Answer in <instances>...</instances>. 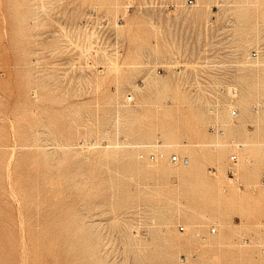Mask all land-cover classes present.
Returning <instances> with one entry per match:
<instances>
[{"label": "rangeland", "instance_id": "1", "mask_svg": "<svg viewBox=\"0 0 264 264\" xmlns=\"http://www.w3.org/2000/svg\"><path fill=\"white\" fill-rule=\"evenodd\" d=\"M215 2L0 0V264H264V0Z\"/></svg>", "mask_w": 264, "mask_h": 264}, {"label": "bare ground", "instance_id": "2", "mask_svg": "<svg viewBox=\"0 0 264 264\" xmlns=\"http://www.w3.org/2000/svg\"><path fill=\"white\" fill-rule=\"evenodd\" d=\"M220 2H222V0H216L215 3L218 4V3H220ZM188 3H189V2H188ZM256 51H257V50H256ZM262 51H264V48H262ZM257 55H258V54H257ZM159 69L162 70L163 67H159V68H158V71H159ZM232 90H234L235 93H232V92H231ZM228 92H229V95H235V94H237V87H236V86H232V87H231V85H230V86H229V91H228ZM128 96H131V95H128ZM128 96L126 97V99L128 98ZM127 100H128V99H127ZM131 100H132V96H131ZM131 100H128V101H131ZM222 105H223V104H222ZM119 110H120V109H119ZM231 111H232V110H231ZM236 111H237V110H236ZM236 114H237V113H236ZM231 115H232V114H231ZM232 116H235V115H232ZM204 117H205V116H204ZM116 119H117V118H116ZM205 119H206V118H205ZM198 120H200V119L198 118ZM199 123H200V122H199ZM201 123H203V122L201 121ZM196 125H197V124H196ZM198 125H199V124H198ZM202 125H203V124H202ZM200 126H201V125H200ZM200 126H199V127H200ZM203 126H204V125H203ZM211 128H213V130H214V126H213V125L211 126ZM151 129H152V128H151ZM196 129H197V128H196ZM170 130H171V129H170ZM197 130H198V131H201L202 129L199 128V129H197ZM197 130H196V131H197ZM198 131H197V132H198ZM221 131H222V130H221ZM106 132H107V131H106ZM150 132H151V131H150ZM154 132H155V131L153 130V131L150 133V137L154 135ZM202 132H203V131H202ZM146 133H147V132H146ZM102 134H103V133H102ZM107 134H108V133H107ZM155 136H156V135H155ZM170 138H171V136H170ZM170 138H167V139H170ZM165 139H166V138H165ZM173 139H174V137H173ZM175 140H176V139H175ZM168 141H169V140H168ZM177 141H178V140H177ZM221 141H222V140H221ZM150 142H151V141H150ZM156 142H157V141H156ZM156 142H155V143H156ZM222 142H223V141H222ZM142 143H144V142H142ZM161 143H162V142H161ZM164 143H165V144H164L165 147H168V148H169V147L173 146L172 144L170 145V141H169V142H164ZM167 143H169V144H167ZM177 143H178V142H177ZM223 143H225V142H223ZM227 143H228V142H227ZM233 143H234V142H233ZM117 144H118V143H117ZM178 144H180V143H178ZM216 144H217V143H216ZM216 144H215V146H216ZM144 145H145V144H144ZM159 145H160V144H159ZM164 145H162V146H164ZM202 145H203V144H202ZM209 145H210V144H209ZM217 145H218V144H217ZM89 146H90V145H89ZM152 146H153V145H152ZM152 146H151V147H152ZM157 146H158V145H157ZM213 146H214V145H213ZM218 146H219V149H220V145H218ZM221 146H223V145L221 144ZM148 147H149V146H148ZM154 147H155V146H154ZM119 148H120V147H119ZM183 148H184V147H183ZM183 148H182V149H183ZM214 148H215V147H214ZM82 149H83V148H82ZM93 149H94V148H93ZM169 149H170V148H169ZM211 149H212V148H211ZM95 151H96V150H95ZM181 151H182V150H181ZM88 152H89V151H88ZM189 152H190V151H189ZM189 152H188V153H189ZM189 154H190V153H189ZM183 155H185V154H183ZM162 156H163V155H162ZM185 157L187 158V157H189V156L186 155ZM233 157H235V158H233ZM176 159H177V157H176ZM187 159H188V158H187ZM230 159H231V160H235V159H236V156H235V155H231ZM188 160H189V159H188ZM146 163H147V162H146ZM153 164H154V163H153ZM149 165H150V164H149ZM156 165H157V164H156ZM131 166H132V165H131ZM151 167H152V165H151ZM146 168H147V167H146ZM153 168H154V167H153ZM176 169H178V168H176ZM157 170H158V169H156V171H157ZM180 170H181V168H180ZM180 170L178 169V171H180ZM195 170H196V169H195ZM109 171H111V170H109ZM158 171H159V170H158ZM175 171H176V170H175ZM178 171H176V173H177ZM177 174H178V173H177ZM168 179H169V177H168ZM177 179H178V178H177ZM117 186H118V185H117ZM159 186H160V185H159ZM111 190H112V189H111ZM117 195H118V194H117ZM138 211H139V210H138ZM136 213H137V212H136ZM163 213H164V212H162V214H163ZM113 214H114V213H113ZM213 216H214V215H213ZM217 216H218V215H217ZM214 217H215V216H214ZM195 218H196V217H195ZM116 219H117V218H116ZM152 220L154 221V219H152ZM210 232H211V230H210ZM215 232H216V228H215ZM211 233H212V232H211ZM213 233H214V232H213ZM137 239H138V238H137ZM143 239H144V238H143Z\"/></svg>", "mask_w": 264, "mask_h": 264}, {"label": "built area", "instance_id": "3", "mask_svg": "<svg viewBox=\"0 0 264 264\" xmlns=\"http://www.w3.org/2000/svg\"><path fill=\"white\" fill-rule=\"evenodd\" d=\"M188 2H189V3H192V0H188ZM130 3L132 4L133 2H130ZM258 52H259V51L252 50L251 53H250L251 57L255 58V57L257 56ZM159 71H162V70L159 69ZM223 89H224V88H223ZM224 90H225V89H224ZM231 92H232V93H235L234 90H232ZM127 99H128V100H131V96H128ZM236 113H237V111H236L235 109H233V110L231 111V114H232V115H236ZM210 129L213 130V128H211V127H210ZM148 157H149L150 159H154L155 154H153V153L151 152V153L148 155ZM233 158H235V157H233ZM171 160H172L173 162H175V160H176V156H175V155H172ZM179 229H180V230H184V227H183V226H180ZM211 232H215V227H212V228H211Z\"/></svg>", "mask_w": 264, "mask_h": 264}]
</instances>
